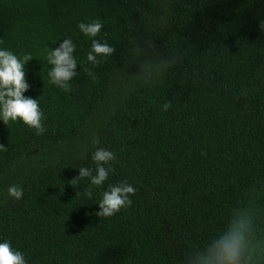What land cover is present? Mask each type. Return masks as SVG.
<instances>
[{"label":"trees","instance_id":"16d2710c","mask_svg":"<svg viewBox=\"0 0 264 264\" xmlns=\"http://www.w3.org/2000/svg\"><path fill=\"white\" fill-rule=\"evenodd\" d=\"M94 19L114 50L95 79L78 28ZM262 25L264 0H0V47L33 56L24 95L46 129L0 120V241L27 264H205L238 226L240 264H264ZM69 37L78 64L65 91L46 56ZM97 148L115 159L89 198L90 181L73 179ZM120 181L131 205L99 217Z\"/></svg>","mask_w":264,"mask_h":264},{"label":"clouds","instance_id":"9594fccd","mask_svg":"<svg viewBox=\"0 0 264 264\" xmlns=\"http://www.w3.org/2000/svg\"><path fill=\"white\" fill-rule=\"evenodd\" d=\"M103 24L100 19L91 20L88 23L80 22L78 28L85 37L91 39V48L87 52L86 60L90 62L87 69L88 75L95 79L91 66H95L114 51L107 42L101 43L95 37L100 32ZM264 27V25H262ZM76 45L71 37L60 42V46L47 52V62L52 67L48 71V82L57 88L68 91L69 81L76 76L77 59L74 56ZM31 54L18 56L5 47H0V120L5 124L21 120L29 128L35 129L36 133L46 131L43 123V113L39 108L38 99L25 96L29 83L25 79V64L32 58ZM99 57V59H98ZM83 65V61L80 62ZM163 110L170 107L166 102ZM95 168L79 167V174L73 180L85 178L90 181L87 196L91 198V186H102L112 171L110 161L115 159L114 153L105 148H97L91 156ZM73 185V184H72ZM135 188L126 181L109 184L108 189L103 191L102 198L98 201L99 217L110 216L122 207L131 205L130 195L134 194ZM9 196L21 199L23 188L19 184L8 188ZM244 243L243 233L238 226H234L217 240L205 259V264H240V255ZM0 264H27L24 254L11 246L9 240L0 241Z\"/></svg>","mask_w":264,"mask_h":264},{"label":"water","instance_id":"95a60500","mask_svg":"<svg viewBox=\"0 0 264 264\" xmlns=\"http://www.w3.org/2000/svg\"><path fill=\"white\" fill-rule=\"evenodd\" d=\"M37 151H32V152H30V154H33V153H36Z\"/></svg>","mask_w":264,"mask_h":264}]
</instances>
